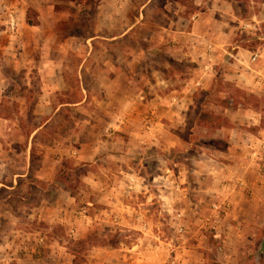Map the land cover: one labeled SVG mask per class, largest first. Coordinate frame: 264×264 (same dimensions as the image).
Here are the masks:
<instances>
[{"label":"rangeland","instance_id":"obj_1","mask_svg":"<svg viewBox=\"0 0 264 264\" xmlns=\"http://www.w3.org/2000/svg\"><path fill=\"white\" fill-rule=\"evenodd\" d=\"M90 263L264 264V0H0V264Z\"/></svg>","mask_w":264,"mask_h":264},{"label":"crops","instance_id":"obj_2","mask_svg":"<svg viewBox=\"0 0 264 264\" xmlns=\"http://www.w3.org/2000/svg\"><path fill=\"white\" fill-rule=\"evenodd\" d=\"M194 17H197V15H194ZM200 16H198V20L194 23V26L196 25V24H198V21L200 20ZM196 85H198V84H196ZM185 91H187L186 89L185 90H183V92H185ZM225 112L227 113V109L225 110ZM227 116V118L231 121V123L233 124L234 122V119L232 118V115L229 113V114H227L226 115ZM224 259L226 260V262L227 263H233V262H231V260H232V258H231V256H227L226 254L224 255ZM91 264V263H90Z\"/></svg>","mask_w":264,"mask_h":264},{"label":"built area","instance_id":"obj_3","mask_svg":"<svg viewBox=\"0 0 264 264\" xmlns=\"http://www.w3.org/2000/svg\"><path fill=\"white\" fill-rule=\"evenodd\" d=\"M244 27L245 28H252V25L250 23H247V24H244ZM256 57H257L256 55H253L252 56V61H254L256 59Z\"/></svg>","mask_w":264,"mask_h":264},{"label":"trees","instance_id":"obj_4","mask_svg":"<svg viewBox=\"0 0 264 264\" xmlns=\"http://www.w3.org/2000/svg\"><path fill=\"white\" fill-rule=\"evenodd\" d=\"M27 23H28V25H30V26H35V25H36V23H34V22L31 23V22L28 21ZM204 121H205V120H204ZM210 124H212V123H210Z\"/></svg>","mask_w":264,"mask_h":264}]
</instances>
